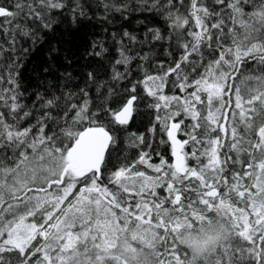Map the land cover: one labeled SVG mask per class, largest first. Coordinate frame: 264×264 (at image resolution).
Listing matches in <instances>:
<instances>
[{"label":"snow or ice","instance_id":"snow-or-ice-1","mask_svg":"<svg viewBox=\"0 0 264 264\" xmlns=\"http://www.w3.org/2000/svg\"><path fill=\"white\" fill-rule=\"evenodd\" d=\"M0 264H264V0H0Z\"/></svg>","mask_w":264,"mask_h":264}]
</instances>
